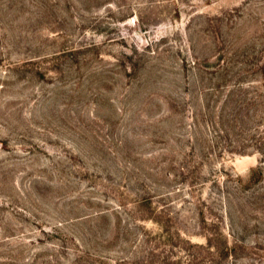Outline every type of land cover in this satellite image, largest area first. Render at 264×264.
<instances>
[{
  "label": "rangeland",
  "instance_id": "rangeland-1",
  "mask_svg": "<svg viewBox=\"0 0 264 264\" xmlns=\"http://www.w3.org/2000/svg\"><path fill=\"white\" fill-rule=\"evenodd\" d=\"M0 264H264V0H0Z\"/></svg>",
  "mask_w": 264,
  "mask_h": 264
},
{
  "label": "trees",
  "instance_id": "trees-1",
  "mask_svg": "<svg viewBox=\"0 0 264 264\" xmlns=\"http://www.w3.org/2000/svg\"><path fill=\"white\" fill-rule=\"evenodd\" d=\"M220 118H222V116H220L219 119H220ZM220 129H221V128H220ZM220 129H216V130H215V133H218L217 135L220 134V136H221V134H225L227 137L230 136V133H231V130H232V129H221V130H220ZM258 171H261V170H260L259 168L253 170V171L251 172V176L256 175V173H257Z\"/></svg>",
  "mask_w": 264,
  "mask_h": 264
}]
</instances>
